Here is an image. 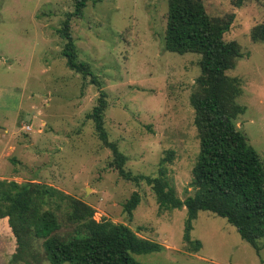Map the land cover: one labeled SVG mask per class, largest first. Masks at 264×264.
<instances>
[{"label": "rangeland", "instance_id": "374dc122", "mask_svg": "<svg viewBox=\"0 0 264 264\" xmlns=\"http://www.w3.org/2000/svg\"><path fill=\"white\" fill-rule=\"evenodd\" d=\"M201 1L211 17L233 15L224 39L243 57L226 74L242 80L238 103L245 108L235 124L264 163V43L250 38L264 22V0L241 7ZM73 10L74 0H0V179L56 188L93 208L94 220L127 225L163 247L134 255L142 264H264V238L257 255L226 220L207 212L192 222L191 240L201 243L194 251L183 238L186 209L161 211L149 186L123 180L86 118L103 90L105 128L126 156L125 168L155 175L166 159L177 196L193 193L199 140L189 96L199 55L164 50L167 0L89 1L82 18ZM67 16L78 60L100 88L66 66L59 30ZM134 192L140 202L130 222L123 204ZM14 250L7 221L0 223V264H10Z\"/></svg>", "mask_w": 264, "mask_h": 264}, {"label": "trees", "instance_id": "16d2710c", "mask_svg": "<svg viewBox=\"0 0 264 264\" xmlns=\"http://www.w3.org/2000/svg\"><path fill=\"white\" fill-rule=\"evenodd\" d=\"M89 1L94 2L74 0L72 16L82 18ZM246 1L233 0V4L241 7ZM69 22L67 16L59 30L65 41L62 56L66 66L100 88L89 65L78 60ZM232 22L233 15L209 16L201 0H167L164 50L199 55L200 74L189 96L199 152L191 171L193 193L184 200L177 196L166 174V159L160 161L155 175H135L125 168L127 158L109 140L105 128L108 104L103 90L86 118L93 123L98 139L111 150L110 165L123 180L149 186L161 211L186 209L183 238L194 251L201 243L191 240L192 222L200 212H207L226 220L259 255L258 243L264 238V163L235 124L245 108L238 103L242 80L226 74L243 57L236 42L224 39ZM250 38L253 43H264V22L251 29ZM171 159L170 152L167 160ZM139 202L140 196L134 192L123 204L128 221H132ZM3 219L15 240L10 264H142L134 255L163 249L158 243L140 238L127 225L94 220L90 206L36 182L0 179Z\"/></svg>", "mask_w": 264, "mask_h": 264}, {"label": "crops", "instance_id": "0c3cea01", "mask_svg": "<svg viewBox=\"0 0 264 264\" xmlns=\"http://www.w3.org/2000/svg\"><path fill=\"white\" fill-rule=\"evenodd\" d=\"M6 219L0 220V223L5 224Z\"/></svg>", "mask_w": 264, "mask_h": 264}]
</instances>
